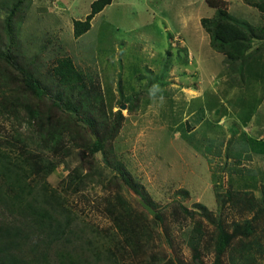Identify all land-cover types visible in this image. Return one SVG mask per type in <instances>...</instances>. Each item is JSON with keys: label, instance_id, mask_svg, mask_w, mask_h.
I'll return each instance as SVG.
<instances>
[{"label": "trees", "instance_id": "16d2710c", "mask_svg": "<svg viewBox=\"0 0 264 264\" xmlns=\"http://www.w3.org/2000/svg\"><path fill=\"white\" fill-rule=\"evenodd\" d=\"M112 1H93L84 19L73 20L74 36L88 32L94 17ZM30 2L0 0V114L17 120L11 135H0V264H177L173 257L166 259L165 251L155 249L157 241L162 240L160 224H166V214L157 210L152 215L132 197L130 189L155 207L140 182L118 159L114 141L126 117L121 108L108 110L100 75L86 73L71 55H64L43 76L35 71L34 62L23 65L14 55L18 43L16 20ZM206 3L215 9L212 15L201 19L210 35L211 47L224 56L230 76L240 74V84L248 87L245 71L257 77L253 59L264 51V0ZM256 16L258 22L251 19ZM188 57L187 51L178 50L180 62L187 63ZM261 67L259 64L260 70ZM261 90L264 92V86ZM136 100L127 103L129 110L138 107L139 99ZM126 102L120 101V105ZM215 104L210 106V112L215 110L218 116ZM220 120L216 121L217 126ZM236 124L231 122L223 133L211 138L217 143L213 155L221 159L211 175L222 211L214 215L200 200H196L195 209L187 207V189L179 191L184 202L179 200L178 207L174 206L173 214L185 219L204 214L215 225L210 232L202 219H196L187 240L193 251L192 264H205L202 250L208 233H212L209 243L215 264H223L226 255L229 264H264V180L260 178L255 185L247 180L244 188H235L234 176H240V171L223 163L225 158L239 162L231 155L235 151L248 158L240 165L249 166L250 151L247 147L242 150L236 142L241 137L251 146L252 138L235 130ZM24 125L28 129L25 134L21 131ZM190 129L191 126L185 130L193 134ZM74 149L78 151L73 152ZM67 156H77L80 161L73 167L68 161L67 175L53 186L48 177ZM99 161L116 173L107 176ZM192 164L196 173L202 160L194 157ZM99 182L105 190H111L93 204L110 219L109 227L86 220L70 201L71 195L88 198L85 190ZM226 182L228 186L224 188ZM227 204L247 216L226 224L223 209ZM179 263L188 264L183 260Z\"/></svg>", "mask_w": 264, "mask_h": 264}, {"label": "rangeland", "instance_id": "374dc122", "mask_svg": "<svg viewBox=\"0 0 264 264\" xmlns=\"http://www.w3.org/2000/svg\"><path fill=\"white\" fill-rule=\"evenodd\" d=\"M93 1L31 0L16 20L18 43L14 55L23 65L34 62L35 71L43 76L50 73L58 57L71 55L83 71L100 75L109 111L120 110V101L133 104L139 99L135 110L121 109L126 118L114 141L118 159L140 182L154 202V209L166 214V224H160L162 240L157 241L155 249L165 251L166 259L173 257L177 264H180L179 260L192 264L193 251L187 240L196 219H202L210 232L215 225L204 214L187 219L173 214L174 206L178 207L179 200L183 201L180 197L184 195L179 191H189L188 202L183 201L187 207L195 209V202L200 200L211 213L218 215L221 207L216 200L211 174L221 159L213 155L217 143L211 138L215 133H223L231 122L237 123L235 130L240 131L245 119H258L264 124V115L258 118L256 112L263 97L258 87L263 89V85L246 71L248 87L240 84V74L230 76V67L224 62V56L211 47L210 35L201 22L203 16L215 12L206 0H113L94 17L91 29L76 38L73 20L84 19L91 11ZM254 11L258 13L256 9ZM251 19L258 22L259 18ZM179 49L189 53L187 63L178 60ZM225 72L227 75L223 74ZM198 93L201 94L199 98L192 100ZM214 103L218 106V116L215 110L210 112ZM189 106L191 110L204 107L190 119L187 111L184 112ZM224 114L225 124L222 122L217 126L216 121ZM184 119L191 125L190 132L196 122L200 123L193 134L185 130L189 127L184 124ZM14 125L17 120L13 116L0 114L1 136L11 135ZM21 131L28 133L27 126L24 125ZM249 134L252 142L258 139L256 134ZM243 146L241 143L242 150ZM251 148L248 168L240 165L248 159L242 153L234 151L231 154L239 162L223 160L240 171V176H234L235 188H244L247 180L252 181V185L258 184L260 178L264 180V158L256 159L257 163L252 160L255 153L264 155V146L262 150L256 145ZM76 151L78 149L73 152ZM71 157L73 159L67 156L48 177L53 186H58L67 175L65 165L68 161L71 167L80 161L77 156ZM194 157L202 160L196 173L192 164ZM99 162L107 176L116 173L111 167L104 166L103 161ZM224 185L227 187L228 183ZM104 187L102 182L89 186L85 190L89 199L78 194L71 195L70 201L83 218L101 227H109L110 219L102 208L97 209L93 204L109 194L111 189L105 190ZM130 191L132 197L138 194ZM223 216L228 224L241 220L247 213L227 204ZM211 234L208 233L203 245L205 264H215L209 243ZM223 264H229L227 255Z\"/></svg>", "mask_w": 264, "mask_h": 264}, {"label": "crops", "instance_id": "0c3cea01", "mask_svg": "<svg viewBox=\"0 0 264 264\" xmlns=\"http://www.w3.org/2000/svg\"><path fill=\"white\" fill-rule=\"evenodd\" d=\"M226 1H228V0H226ZM232 2V1H231ZM253 63L255 64V66L257 67V70H254V74L255 73H257V77H256V79H257V81H259L263 86H264V51H262V52H260V54L259 55H256L255 56V58L253 59ZM259 64H261L262 65V67H261V70H260V68H259ZM227 67V66H226ZM227 72V71H226ZM226 72L225 73H223V74H225V75H227L226 74ZM221 74V73H220ZM219 75V74H218ZM227 82V81H226ZM242 87H245V85L244 86H242ZM247 87V86H246ZM259 88V87H258ZM234 89H235V91H236V88L234 87ZM260 89V88H259ZM258 92V91H257ZM259 92H262L263 94V97H262V99L260 100V102H259V104H258V106H257V109H256V112L259 114L258 115V118H259V116H262V115H264V112H262V111H264V92H263V90H259ZM235 93V92H234ZM229 94V93H228ZM228 94L226 95V96H228ZM201 94L200 93H198L197 94V96L196 95H194L193 97V99L192 100H194V99H197V98H199V96H200ZM227 99V98H226ZM225 99V100H226ZM225 100H223L224 101V103L225 104H227L226 102H225ZM234 107H235V105L234 104H232ZM194 109L193 110H191V107L189 106V107H187L185 110H184V112L185 111H187L186 113L188 114V116H189V118L191 119V118H194L197 114H198V109H199V106L198 107H193ZM229 108H231V107H229ZM225 114L222 116V118H221V123L222 122H224V120H223V118H225ZM182 120V119H181ZM239 120V119H238ZM182 122H183V120H182ZM184 122L186 123L187 122V120L185 121V119H184ZM189 122V121H188ZM184 123V124H185ZM191 123H193L192 121H191ZM183 124V125H184ZM188 124V123H187ZM200 123L199 122H196L195 123V125H196V127H194V129L192 130V132H195L196 131V129H197V127H198V125H199ZM187 127H190L191 125L190 124H188V125H186ZM244 133H254V134H256L257 136H258V139L255 141V142H252V144H251V146L252 147H254V145H256L258 148L259 147H261L260 149L262 150L263 149V146H264V124H262V123H260L259 122V120L258 119H256L255 121H254V119L252 120V118L250 119V120H248V122H247V124H244L243 125V128H242V132H241V134H244ZM241 134H239V136H241ZM249 136H250V134H249ZM241 143H244V146L243 147H247V149L249 150V151H251V146H249V144H246V142H244V141H242L241 140V137H240V139L239 140H237V142H236V144L239 146L240 145V148H242L241 147ZM260 158H264V155H260V156H258L257 155V153H255L254 154V156H253V159L252 160H254L255 162H256V159L258 160V159H260ZM260 161V160H259ZM257 163V162H256Z\"/></svg>", "mask_w": 264, "mask_h": 264}, {"label": "water", "instance_id": "95a60500", "mask_svg": "<svg viewBox=\"0 0 264 264\" xmlns=\"http://www.w3.org/2000/svg\"><path fill=\"white\" fill-rule=\"evenodd\" d=\"M184 54V53H183ZM128 104H122L121 109H127ZM94 140L96 139V135L92 133ZM137 199L140 201V203L145 207L152 215L155 214L156 210L139 194H136Z\"/></svg>", "mask_w": 264, "mask_h": 264}]
</instances>
